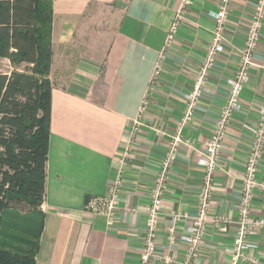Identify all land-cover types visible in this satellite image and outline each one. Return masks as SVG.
<instances>
[{"label":"crops","instance_id":"obj_1","mask_svg":"<svg viewBox=\"0 0 264 264\" xmlns=\"http://www.w3.org/2000/svg\"><path fill=\"white\" fill-rule=\"evenodd\" d=\"M185 0H53L51 122L46 195L35 211L20 212L42 224L35 264H139L151 189L170 138L184 110V96L213 39L219 0H188L173 47L166 39ZM258 0H234L224 52L210 71L203 98L183 135L161 208L158 259L183 258L185 245L169 242V228L182 232L197 213L204 169L198 153L210 137L225 104L229 80L240 60ZM10 61L7 58H0ZM162 72L153 84L157 64ZM243 107L229 127L222 164L215 175L208 230L201 264H233L232 248L241 197L244 163L264 92V25ZM32 66L22 63L18 70ZM3 72H11L9 66ZM145 99L149 104L132 136ZM158 130L164 132L160 135ZM130 144L131 157L121 170L120 157ZM264 180V155L260 164ZM121 178L115 223L88 211L91 199L105 195ZM254 216H264V190L256 192ZM188 215L176 222L173 214ZM231 214L235 224L221 233L212 223ZM34 224V223H32ZM246 257L237 264H264V229L248 238ZM256 261V263H255Z\"/></svg>","mask_w":264,"mask_h":264},{"label":"trees","instance_id":"obj_2","mask_svg":"<svg viewBox=\"0 0 264 264\" xmlns=\"http://www.w3.org/2000/svg\"><path fill=\"white\" fill-rule=\"evenodd\" d=\"M53 19V0H0V58L14 65L0 70V264H35L40 247L43 222L20 212L46 195Z\"/></svg>","mask_w":264,"mask_h":264},{"label":"built area","instance_id":"obj_3","mask_svg":"<svg viewBox=\"0 0 264 264\" xmlns=\"http://www.w3.org/2000/svg\"><path fill=\"white\" fill-rule=\"evenodd\" d=\"M233 1L234 0H219L218 11L212 14L215 21L212 42L209 45L204 60L194 78L191 90L184 96L186 105L183 114L179 119L175 133L170 138L167 152L160 163L151 189V202L146 212L145 240L139 264H147L156 256L154 253V247L156 245V232H158L159 228L158 221L160 220V212L164 202V196L177 159L179 147L183 144L188 147H193V141L185 138L183 132L194 119L196 109L203 98V92L207 84L206 80L209 72L213 69L220 54L224 51L226 30ZM188 4L189 1L185 0L182 8L176 15L175 22L166 39L165 50L173 47L176 33L181 21L184 19ZM255 9L257 11L254 12V15L252 16V21L248 27L247 37L239 50V67L234 76L229 80L227 100L213 126L210 138L197 152L199 164L205 172L199 194L202 198L204 196L203 199L205 202L207 200L208 211L211 208L210 200L213 195L215 175L217 170L223 166L221 158L224 149V141L235 112L243 107L242 92L250 78V70L254 64L253 59L258 50L264 24V0H258ZM161 72L162 64L160 62L157 64L155 70L154 79L152 81L153 84L158 80ZM148 104V99H145L141 106L139 116L134 121V127L132 129L133 137L140 129V118L145 113ZM243 129L251 135V142L244 163L238 219L236 221V237L232 248L233 264H237L240 260L246 257L245 251L250 246L248 238L254 235L258 230L264 229V216L255 217L253 214V202L256 192L264 190V180H261L260 178V164L264 155V92L262 94V104L258 109L256 124H244ZM158 133L164 135V132L161 130H158ZM131 147L132 146L128 144L120 157L119 161L121 170L127 165L128 160L131 157ZM121 187L122 182L119 177L110 185L109 190L105 195L90 200L87 205L88 211L104 216L108 225L112 226L115 223V212L119 204ZM173 218L175 221L178 220L176 214H173ZM212 223L218 227L219 232L228 233L230 227L235 224V221L231 214H224L215 216L212 219ZM173 231V227L169 228L170 234H172ZM171 239L173 241L175 240L172 236ZM183 239L187 240V237ZM153 245L154 247L149 250L148 247H152ZM160 259H164L166 261L165 264L174 261L169 255H164L163 257H160ZM179 264H188V262L184 260Z\"/></svg>","mask_w":264,"mask_h":264},{"label":"rangeland","instance_id":"obj_4","mask_svg":"<svg viewBox=\"0 0 264 264\" xmlns=\"http://www.w3.org/2000/svg\"><path fill=\"white\" fill-rule=\"evenodd\" d=\"M232 9H233V4L231 6V11H232ZM231 11H230V13H231ZM262 30H263V28H262ZM246 37H247V35H246ZM9 66H11V67L13 66L14 67V65L12 64L11 61H8V60H5V59H0V69L6 70ZM208 139L203 143V145L208 141ZM192 144H193V147H194V142ZM198 163H199V160H198ZM214 187H215V182H214ZM213 192H214V188H213ZM203 198H204V196H203ZM203 198L199 194L197 213L192 217V223L189 224V226H187L186 229L183 230L180 233L177 232L175 227H173L174 228L173 233L172 234L169 233L168 239H169V242L171 244H174L177 241H180V242H183V244L185 245V253H184L185 255H184V257L181 258V259L177 258V257L176 258L172 257L174 261H172L169 264H179V263L183 262L184 260L187 261L188 264H196V263L197 264H201V263L198 262V259L202 255L203 243L205 241V236L207 234L208 222H209V211L207 209V200L205 202V200ZM212 198H213V195H212ZM212 198L210 200L211 201V205H212ZM175 214L177 215V219H178V220H176V222H181L183 220V218H185V217L188 218L189 217L188 215L180 213V212H177ZM160 215H161V212H160ZM179 215L182 216V217H180ZM158 223L160 224V220L158 221ZM214 227H216L218 229V227L216 225H214ZM5 230L7 232H10V233L12 232L11 229H8V228H6ZM158 231H159V228H158ZM168 232H169V230H168ZM157 236H158V232H156V238H155L156 245L154 244L155 247H154V245L152 247H148L149 250H151L154 247V253H155L156 256L153 257L152 259H158V257H157V255H158L157 247H158L159 240H158ZM171 236L174 237L176 241L175 240L173 241L171 239ZM186 237H187V240H184L183 238H186ZM144 240H145V238H144ZM152 244H153V242H152ZM144 250H145V248H144ZM142 251H143V249H142ZM188 255H189V257H188ZM162 261L164 263L166 262L164 259H162Z\"/></svg>","mask_w":264,"mask_h":264},{"label":"bare ground","instance_id":"obj_5","mask_svg":"<svg viewBox=\"0 0 264 264\" xmlns=\"http://www.w3.org/2000/svg\"><path fill=\"white\" fill-rule=\"evenodd\" d=\"M255 11H257L256 9H255ZM215 66V65H214ZM214 68V67H213ZM209 74H210V72H209ZM209 76V75H208ZM208 79V78H207ZM206 83H207V80H206ZM202 100V99H201ZM185 105H186V101L184 100V107H185ZM193 121V120H192ZM179 122V121H178ZM123 182V181H122ZM180 216V215H179ZM180 217H182V216H180ZM185 219H186V217H185Z\"/></svg>","mask_w":264,"mask_h":264}]
</instances>
